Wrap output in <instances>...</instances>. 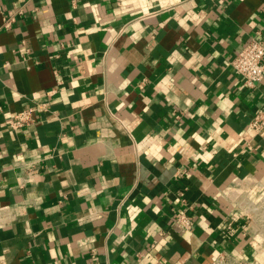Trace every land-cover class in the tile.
Returning <instances> with one entry per match:
<instances>
[{
  "label": "crops",
  "instance_id": "1",
  "mask_svg": "<svg viewBox=\"0 0 264 264\" xmlns=\"http://www.w3.org/2000/svg\"><path fill=\"white\" fill-rule=\"evenodd\" d=\"M258 34L264 0H0V264H264Z\"/></svg>",
  "mask_w": 264,
  "mask_h": 264
},
{
  "label": "built area",
  "instance_id": "2",
  "mask_svg": "<svg viewBox=\"0 0 264 264\" xmlns=\"http://www.w3.org/2000/svg\"><path fill=\"white\" fill-rule=\"evenodd\" d=\"M21 14L22 12L18 11V15ZM14 22L15 16L6 17L3 19V26L6 29H10ZM231 65L235 73L243 79L244 86L248 89H253L258 83L264 81V39L261 34L251 38L248 44L234 58ZM53 93V91L49 92L48 95L50 96ZM40 109L47 110V105H41ZM36 113L37 108H26L17 112L9 119V127L17 131L35 125L37 122ZM250 128L256 133H261L264 130V102L256 111ZM179 198L183 208L173 216V220L184 230L192 231L195 220L189 214L191 207L184 193H181ZM258 210L259 207L257 206L254 211ZM214 264H253V262L230 258L229 255L223 254L214 261Z\"/></svg>",
  "mask_w": 264,
  "mask_h": 264
},
{
  "label": "rangeland",
  "instance_id": "3",
  "mask_svg": "<svg viewBox=\"0 0 264 264\" xmlns=\"http://www.w3.org/2000/svg\"><path fill=\"white\" fill-rule=\"evenodd\" d=\"M258 207H259V210L254 211V214L256 217L257 224L262 229V233L264 236V196H263V199L258 204ZM263 241H264V238H263Z\"/></svg>",
  "mask_w": 264,
  "mask_h": 264
}]
</instances>
